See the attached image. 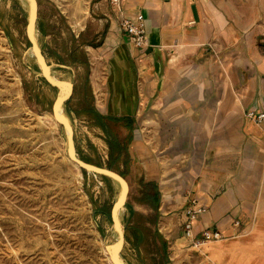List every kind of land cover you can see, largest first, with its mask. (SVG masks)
I'll return each mask as SVG.
<instances>
[{
  "label": "rangeland",
  "instance_id": "rangeland-1",
  "mask_svg": "<svg viewBox=\"0 0 264 264\" xmlns=\"http://www.w3.org/2000/svg\"><path fill=\"white\" fill-rule=\"evenodd\" d=\"M36 3L37 20L30 31L43 60L26 36L32 19L30 0H0V264H113L110 256L121 264H195L187 251L191 246L182 236L185 211L193 199V178L199 170L192 160L197 144L193 143L189 124L201 128V151L209 150V142L218 133L227 132L226 140L234 134L222 123L203 127L213 96L196 100V108L185 99L178 101L181 107L160 108L153 106L160 90L153 96L141 93L140 113L130 124L135 137L155 152L158 178L153 187L157 191L150 188L157 193L162 210L147 216L134 213V203L144 200L138 189L129 205L122 206L124 210L116 207L124 235L122 248L117 251L122 241L113 225L111 209L122 194V184L101 173H80L71 165L67 128L55 120L53 106L61 109V117L72 126L77 159L119 172L125 181H132L130 169H120V157L112 154L117 150V131L112 125L106 127L98 115L93 116L90 107L93 98L100 95L101 100V93L93 90V81L102 80V56L96 49L109 38L111 19L107 17L113 15L115 34L121 30L120 21L111 13L110 0H89L87 17L79 16L83 28L71 25L73 0ZM242 5L246 7L245 0ZM252 10L259 14L257 7ZM121 34L126 37L122 30ZM242 36L258 41V36L264 37V30L253 26ZM41 60L49 69V78L61 86L47 84ZM69 84L71 95L60 108L57 99L66 95ZM240 84L234 86V96L241 94ZM173 102L177 98H172ZM231 126L234 128L233 123ZM227 164L232 169L238 161L230 158ZM164 178L171 195L165 206L161 187ZM135 181L138 185L137 177ZM144 222L153 231L138 225ZM165 225L167 232L162 230ZM159 230L169 238L175 236L170 244ZM175 246L180 248L177 255Z\"/></svg>",
  "mask_w": 264,
  "mask_h": 264
},
{
  "label": "crops",
  "instance_id": "crops-1",
  "mask_svg": "<svg viewBox=\"0 0 264 264\" xmlns=\"http://www.w3.org/2000/svg\"><path fill=\"white\" fill-rule=\"evenodd\" d=\"M121 1L124 19L134 21L138 15L143 16L147 46L133 49L121 30L113 33V15L107 17L111 19L109 38L96 49L103 65L97 92L101 100L98 101L100 95L93 98L90 107L106 127L112 125L117 131V150L112 154L120 157V169L131 171L132 181H126L128 194L123 206L129 205L131 195L138 189L144 200L134 203V213L147 216L162 210L156 201L157 193L150 188L157 191L153 187L158 178L155 152L135 137L130 124L139 113L141 93L153 96L160 90L153 104L160 108L181 107L178 101L183 99L196 108V100L212 95L209 119L203 127L209 129L214 123H222L234 134L226 140L227 132L218 133L209 142V150L201 151V128L196 123L189 124L193 143L197 144L192 160L199 165L190 192L206 208L194 223L195 231L216 230L223 238L199 243L187 251L192 253V263L264 264V122L257 124L246 117L248 110L264 112V37L258 36V41L252 36L242 39L253 26L264 30V0H245L244 8L243 0ZM252 7L258 8V15ZM173 57L178 58L180 72L166 80ZM240 83L241 94L234 96V86ZM172 98L177 102L171 103ZM230 158L238 161L235 168H229ZM161 187L165 206L171 199L167 179H162ZM119 200L113 204L111 214ZM138 225L153 231L148 222ZM162 230L167 232L168 226ZM159 233L168 244L175 237Z\"/></svg>",
  "mask_w": 264,
  "mask_h": 264
},
{
  "label": "built area",
  "instance_id": "built-area-1",
  "mask_svg": "<svg viewBox=\"0 0 264 264\" xmlns=\"http://www.w3.org/2000/svg\"><path fill=\"white\" fill-rule=\"evenodd\" d=\"M112 9L116 18L120 21L121 30L126 35V38L133 49H140L147 46V32L145 27L144 18L138 15L137 18L132 20L124 19L121 15V0H110ZM116 4V6H114ZM246 117L257 124L264 122V112L256 110H248ZM206 212L204 206L199 205L198 200L193 198L190 201L188 209L185 211V220L182 223V236L185 241L189 242V246H196L199 243L218 241L223 238L221 233L216 230H201L195 231L193 222Z\"/></svg>",
  "mask_w": 264,
  "mask_h": 264
},
{
  "label": "water",
  "instance_id": "water-1",
  "mask_svg": "<svg viewBox=\"0 0 264 264\" xmlns=\"http://www.w3.org/2000/svg\"><path fill=\"white\" fill-rule=\"evenodd\" d=\"M30 3L32 4V8H33V16H32L31 22L28 24L27 31H26V36H27V39H28V41L30 43V46L33 49V51L35 52V54L40 59L43 60V56H42V54H41V52H40V50L38 48L37 42L34 40L32 35L30 34V30L34 27V25L36 24V20H37V18H36V13H37L36 0H30ZM48 74H49V69H48V67L45 64H43V77H44L45 81L49 85L54 86V87H59V86L62 85L59 82L52 81L49 78ZM71 92H72V85L69 84V92H68V94L67 95H63L61 97H58V99H57V101L59 102L60 105L64 104L69 99V97L71 95ZM53 114H54L55 120L59 124H62L63 126H65L68 129V134H67L68 156L80 168V170L89 171V172H92V173H101V174H103L105 176H109L111 178H114L115 180H119L122 183V196H121L119 202H117L115 204V206H114V208L112 210V214H111L113 225L118 230V233H119V236H120V240L122 241L120 243V247L117 249V251H118V250H120L122 248V245L124 243V235H123V232H122V230L120 228L118 220L115 218V209H116V207H121V206H123L125 204V201L127 199V194H128V185H127L126 181L121 176H119L118 174H116L114 172H111L110 170H108L106 168H99V167L88 165V164L82 162L81 160L77 159L74 156V152H73L74 139H73V129H72L71 124L66 119L61 117V115L57 114V105L56 104L53 106ZM110 260L112 261L113 264H117L113 260L112 256H110Z\"/></svg>",
  "mask_w": 264,
  "mask_h": 264
},
{
  "label": "bare ground",
  "instance_id": "bare-ground-1",
  "mask_svg": "<svg viewBox=\"0 0 264 264\" xmlns=\"http://www.w3.org/2000/svg\"><path fill=\"white\" fill-rule=\"evenodd\" d=\"M74 2V8H73V12L70 15V22H71V25L73 27L75 26H80L81 28H83V23L81 24V20L79 18V16L83 17V19H85L87 17V14H88V10H89V0H73ZM68 4V3H67ZM68 6V5H67ZM66 6V7H67ZM63 8V7H62ZM70 10V9H69ZM65 14H68L67 10H63ZM71 12V11H70ZM31 15L33 16V8H32V12H31ZM30 34H31V31H30ZM88 49L92 50L90 47H88ZM194 49V48H193ZM94 55V54H93ZM177 60L178 58L176 57H173L171 62L169 63V76H167L166 80H168V78L171 76V75H174V74H178L180 72V70L177 68ZM40 64H41V67L43 69V61L41 60L40 61ZM99 88H100V85H99V82L96 80V81H93V90L96 94H98L97 92L99 91ZM69 92V90H68ZM68 92L66 93V95L68 94ZM58 102V101H57ZM102 105V104H101ZM60 106V104H59ZM101 107V106H100ZM61 108V106H60ZM61 110V109H60ZM60 110L57 108V113L59 115H61V112ZM140 113V112H139ZM138 113V114H139ZM49 116V115H48ZM67 133H68V129H67ZM71 165L78 171L80 172V168L72 161V160H69ZM81 173V172H80ZM121 183V182H120ZM122 184V183H121ZM121 210H124V208L121 206L119 207ZM115 218L118 220V217H117V212H116V209H115ZM114 231H115V228H114ZM113 233V232H112ZM175 255L179 254V251H180V248L178 246H175ZM116 262V261H115ZM117 264H121V263H118L116 262ZM196 264V263H195ZM198 264V263H197ZM199 264H202V262H200Z\"/></svg>",
  "mask_w": 264,
  "mask_h": 264
},
{
  "label": "trees",
  "instance_id": "trees-1",
  "mask_svg": "<svg viewBox=\"0 0 264 264\" xmlns=\"http://www.w3.org/2000/svg\"><path fill=\"white\" fill-rule=\"evenodd\" d=\"M48 84V83H47ZM49 85V84H48ZM50 87H52V88H55L54 86H51V85H49ZM91 114H93V116L96 114L95 112H93V113H91ZM96 115H98V114H96ZM102 129H104V131H105V127L104 126H102Z\"/></svg>",
  "mask_w": 264,
  "mask_h": 264
}]
</instances>
